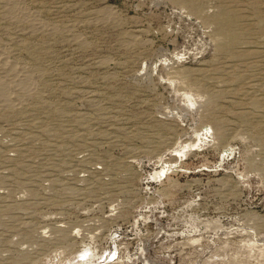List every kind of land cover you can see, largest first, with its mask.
Here are the masks:
<instances>
[{
	"label": "rangeland",
	"instance_id": "1",
	"mask_svg": "<svg viewBox=\"0 0 264 264\" xmlns=\"http://www.w3.org/2000/svg\"><path fill=\"white\" fill-rule=\"evenodd\" d=\"M0 60V264H264V0H0Z\"/></svg>",
	"mask_w": 264,
	"mask_h": 264
},
{
	"label": "bare ground",
	"instance_id": "2",
	"mask_svg": "<svg viewBox=\"0 0 264 264\" xmlns=\"http://www.w3.org/2000/svg\"><path fill=\"white\" fill-rule=\"evenodd\" d=\"M9 12H10V11H9ZM9 12H8V13H9ZM9 14H10V15H12V13H11V12H10ZM13 16H14V15H13ZM11 17H12V16H11ZM2 59H3V58H2ZM1 62H3V61H2V60H0V65H2V64H1ZM3 94H4V92H3Z\"/></svg>",
	"mask_w": 264,
	"mask_h": 264
}]
</instances>
